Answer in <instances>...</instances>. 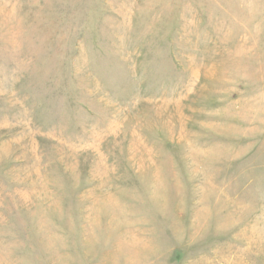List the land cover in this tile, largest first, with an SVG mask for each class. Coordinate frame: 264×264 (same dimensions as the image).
Returning <instances> with one entry per match:
<instances>
[{
    "label": "rangeland",
    "instance_id": "obj_1",
    "mask_svg": "<svg viewBox=\"0 0 264 264\" xmlns=\"http://www.w3.org/2000/svg\"><path fill=\"white\" fill-rule=\"evenodd\" d=\"M0 264H264V0H0Z\"/></svg>",
    "mask_w": 264,
    "mask_h": 264
}]
</instances>
